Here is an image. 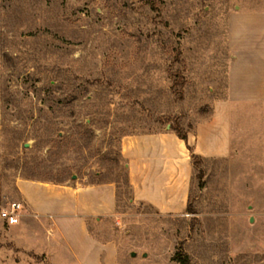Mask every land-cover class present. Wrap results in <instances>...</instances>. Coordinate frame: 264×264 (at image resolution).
Segmentation results:
<instances>
[{
	"label": "rangeland",
	"instance_id": "rangeland-1",
	"mask_svg": "<svg viewBox=\"0 0 264 264\" xmlns=\"http://www.w3.org/2000/svg\"><path fill=\"white\" fill-rule=\"evenodd\" d=\"M239 10L264 0H0V204L22 200L21 180L113 183L115 212L93 234L120 264H178L179 250L192 264H264L263 162L195 168L186 151L189 202L164 214L132 193L120 154L183 147L172 129L211 116ZM9 230L0 221V264H22Z\"/></svg>",
	"mask_w": 264,
	"mask_h": 264
},
{
	"label": "crops",
	"instance_id": "crops-1",
	"mask_svg": "<svg viewBox=\"0 0 264 264\" xmlns=\"http://www.w3.org/2000/svg\"><path fill=\"white\" fill-rule=\"evenodd\" d=\"M227 44L226 95L213 102L211 116L194 126L187 143L171 134L183 147H146L145 152L143 147L121 148L123 157L125 150L130 152L127 172L133 194L164 214H180L185 199L189 202L186 151L190 160L195 154L203 160H233L241 168L246 160L264 163V10L233 12ZM18 188L25 209L8 236L22 264L35 262V257L48 264H120L115 242L93 234L103 227V217L115 212L113 183L21 180ZM179 200L181 209L175 205ZM94 219L97 224L92 225Z\"/></svg>",
	"mask_w": 264,
	"mask_h": 264
},
{
	"label": "built area",
	"instance_id": "built-area-1",
	"mask_svg": "<svg viewBox=\"0 0 264 264\" xmlns=\"http://www.w3.org/2000/svg\"><path fill=\"white\" fill-rule=\"evenodd\" d=\"M24 209L22 201L10 202L4 206L0 204V221L8 227L17 225L21 221Z\"/></svg>",
	"mask_w": 264,
	"mask_h": 264
},
{
	"label": "trees",
	"instance_id": "trees-1",
	"mask_svg": "<svg viewBox=\"0 0 264 264\" xmlns=\"http://www.w3.org/2000/svg\"><path fill=\"white\" fill-rule=\"evenodd\" d=\"M175 84L179 85L178 83H175ZM172 130L177 134V136L180 139L184 140L186 143L188 142V134H183L178 129H175V128H173ZM188 149L191 151L190 147H188ZM120 154H121V152H120ZM121 157H122V154H121ZM191 159L193 161L194 167L196 168L197 167V163H198L197 161L201 160L202 158L197 156V155H195V154H192ZM199 175H200L201 178L203 177V173L201 171H200ZM127 184L131 188V191L133 193V189H132V186L130 184L128 172H127ZM188 210L193 215L197 214L195 209L191 211V205H188ZM173 261L177 262L178 264H192L191 260H190V257L186 253L182 252L181 250L176 252V254L173 257Z\"/></svg>",
	"mask_w": 264,
	"mask_h": 264
}]
</instances>
